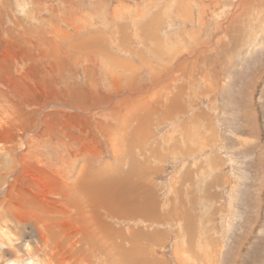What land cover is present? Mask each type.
<instances>
[{
    "label": "rangeland",
    "instance_id": "rangeland-1",
    "mask_svg": "<svg viewBox=\"0 0 264 264\" xmlns=\"http://www.w3.org/2000/svg\"><path fill=\"white\" fill-rule=\"evenodd\" d=\"M123 260L264 264V0H0V264Z\"/></svg>",
    "mask_w": 264,
    "mask_h": 264
},
{
    "label": "bare ground",
    "instance_id": "bare-ground-1",
    "mask_svg": "<svg viewBox=\"0 0 264 264\" xmlns=\"http://www.w3.org/2000/svg\"><path fill=\"white\" fill-rule=\"evenodd\" d=\"M259 38H260V36H259ZM169 111L170 110H168L167 112L170 113ZM168 113H167V115H168ZM163 116H165V115H163ZM116 170H118V168ZM92 176H94V174ZM129 176H130V174H127V177H129ZM116 177H115L114 180H112V179L105 180L104 179L106 181V183H104V182H102V183L95 182L96 184H93L92 186L91 185L86 186L85 190L83 189V187H81V189H80L81 184H80L79 181H77V184H79L78 188L80 189V191L82 193H84V196L89 199L90 203H91V201H93L94 203H97V207L99 209H101V210L103 209V207H106V212L112 213V214H115V215H120V216H135L136 214H140V213H142V215L148 213L149 215H148L147 218L150 219V218L154 217L155 216V211H154L155 206L150 207V202L149 201H148L149 203L147 201H146V203H144V202H136L138 200V198L133 199V198H131L128 195V192L130 190V188L128 187L129 186L128 185L129 184L128 183V178L126 177V179L121 180V177H118V178H116ZM138 180H140V179H138ZM91 182H92V180H91ZM64 189L67 190L68 196H70V198L75 202L76 199L74 198V196L72 194L77 191L76 190L77 189L76 188V185L73 184V185H71V187L68 186L67 189L64 187ZM94 189L95 190L97 189V193L95 192V194H94ZM144 189H146V188H144ZM107 191H110L112 193V194H110V195H113L112 198H110V196L108 197L106 195L107 194ZM82 193L80 195H81V198H82V201H83L85 197L83 196ZM82 201L81 200H76V202L78 204L80 203L79 204L80 205V208H83L82 205H84V203ZM97 213H99L100 217H102V211L99 210V212H97ZM80 215H82V213ZM125 253L129 257L131 256L132 257V260H136V262L140 261V258H138L139 257V254L136 257L135 256H132V253L136 254L135 253V248H131L130 250L124 249L121 252V255H122L123 259L124 260H128L129 258L125 256ZM124 263H126V262L124 261ZM7 264H22V263H19V261L18 262L11 261V262H8ZM126 264H132V263L127 262Z\"/></svg>",
    "mask_w": 264,
    "mask_h": 264
}]
</instances>
